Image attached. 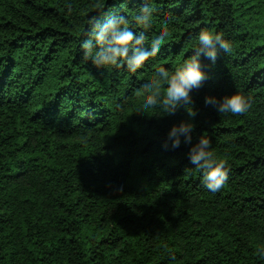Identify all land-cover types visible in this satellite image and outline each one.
<instances>
[{"label":"trees","instance_id":"trees-1","mask_svg":"<svg viewBox=\"0 0 264 264\" xmlns=\"http://www.w3.org/2000/svg\"><path fill=\"white\" fill-rule=\"evenodd\" d=\"M69 2L0 0V264H264V0H151L153 30L169 17L172 36L135 73L97 70L79 43L90 18H131L141 0ZM200 28L234 42L204 58L213 79L185 106L228 162L216 193L187 146L162 147L183 106L140 109L144 77ZM236 89L253 97L246 115L203 104Z\"/></svg>","mask_w":264,"mask_h":264},{"label":"clouds","instance_id":"clouds-1","mask_svg":"<svg viewBox=\"0 0 264 264\" xmlns=\"http://www.w3.org/2000/svg\"><path fill=\"white\" fill-rule=\"evenodd\" d=\"M64 7L69 13L73 11L69 0H65ZM155 12L151 0H141L140 7L131 18L119 12L108 13L102 19L90 18L85 38L79 43L82 57L97 70L125 67L135 73L149 58L160 54L162 45L172 36L169 17H164L153 30ZM191 39L192 51L175 67L160 65L144 77L140 85V95L143 97L140 109L143 112L151 108L162 112V116H171L182 106L184 109L186 105L193 106L194 90H199L206 80L213 79V73L204 65V58L210 65H215L218 57L230 53L234 47L231 37L210 28L198 29ZM203 104L217 114L243 116L252 108L253 97L240 89L221 95L205 93ZM185 111L187 118L172 123L162 147L176 149L182 144L187 146L185 155L189 164L199 170L203 186L209 192H219L229 178L228 162L216 152L210 137H194L196 110L192 107ZM259 251L264 256V248Z\"/></svg>","mask_w":264,"mask_h":264}]
</instances>
